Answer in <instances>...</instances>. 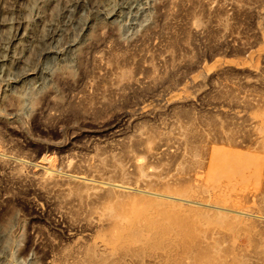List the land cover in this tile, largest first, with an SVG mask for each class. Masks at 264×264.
Segmentation results:
<instances>
[{"label": "rangeland", "instance_id": "obj_1", "mask_svg": "<svg viewBox=\"0 0 264 264\" xmlns=\"http://www.w3.org/2000/svg\"><path fill=\"white\" fill-rule=\"evenodd\" d=\"M72 1L0 27V55L23 61L0 62V264H84L113 184L204 178L212 147L264 138V0ZM6 4L26 1L0 0L3 20ZM243 205L264 222V196Z\"/></svg>", "mask_w": 264, "mask_h": 264}, {"label": "bare ground", "instance_id": "obj_2", "mask_svg": "<svg viewBox=\"0 0 264 264\" xmlns=\"http://www.w3.org/2000/svg\"><path fill=\"white\" fill-rule=\"evenodd\" d=\"M25 1L21 10L6 4L1 11L7 15L0 19L7 37L8 30L18 23L15 11L23 15L33 5V0ZM80 5V1H72L75 8ZM6 34L4 40L9 39ZM22 35L18 27L9 45ZM48 40L41 34L38 46ZM7 61V56L0 55V62ZM22 62L10 55L13 69H19ZM256 115L264 125V108ZM256 143L260 151L212 147L204 178L159 188L145 186L143 190L113 184L105 195L103 225L96 234L101 248L88 246L84 264H124L120 260L126 256L148 258L153 264H247L245 256H250L264 264V224L259 225L264 222L255 220L252 210L243 205L245 200L264 196V138ZM136 171L140 177L145 175L140 164ZM252 183L256 188L246 189ZM116 187L132 192L116 194ZM237 191L239 196L231 198Z\"/></svg>", "mask_w": 264, "mask_h": 264}]
</instances>
